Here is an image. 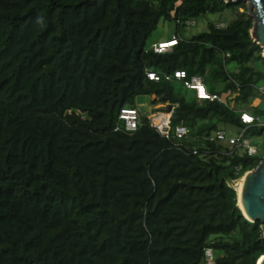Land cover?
I'll use <instances>...</instances> for the list:
<instances>
[{
    "label": "trees",
    "instance_id": "obj_1",
    "mask_svg": "<svg viewBox=\"0 0 264 264\" xmlns=\"http://www.w3.org/2000/svg\"><path fill=\"white\" fill-rule=\"evenodd\" d=\"M249 10L0 0V264H207L208 248L214 264H258L263 224L245 218L233 188L264 159V57ZM203 18L207 30L182 35ZM160 23L176 25L165 53L148 45ZM179 70L217 99L167 79ZM140 97L171 107L169 138ZM123 109L142 116L133 133ZM178 126L189 135L176 138ZM230 129L256 153L214 138Z\"/></svg>",
    "mask_w": 264,
    "mask_h": 264
},
{
    "label": "built area",
    "instance_id": "obj_2",
    "mask_svg": "<svg viewBox=\"0 0 264 264\" xmlns=\"http://www.w3.org/2000/svg\"><path fill=\"white\" fill-rule=\"evenodd\" d=\"M176 39L173 38V41L166 43V42H159L152 45V49L156 53H165L169 52L174 43H176ZM148 78L152 81L158 82L160 80V76L149 72L147 74ZM177 79L185 81V85L189 90H194L196 92V96L198 100H209L213 101L217 99L216 95L210 94L206 86L204 84L203 79L200 76H192L188 79V75L185 71L179 70L174 73V77H170L167 79ZM173 111L171 107L167 105L164 108L157 112L151 113V115H145L150 120V125L153 129H155L159 134L163 135L166 138L171 136V118H172ZM121 121L124 122V130L130 133L135 132L138 129V126L141 123V114L133 109H123L119 115ZM242 122L245 124H251L253 122V118L248 114H243ZM116 130H119L117 128ZM189 135V129L185 126H178L174 131V136L178 139L187 137ZM214 138L218 140L227 142L229 145L236 146L238 148L248 149L249 155H253L256 153V147L252 146L248 140L243 137V134H240L237 137H231L226 135L223 132H217L214 135ZM205 259L207 264H214V253L211 248L205 250Z\"/></svg>",
    "mask_w": 264,
    "mask_h": 264
},
{
    "label": "water",
    "instance_id": "obj_3",
    "mask_svg": "<svg viewBox=\"0 0 264 264\" xmlns=\"http://www.w3.org/2000/svg\"><path fill=\"white\" fill-rule=\"evenodd\" d=\"M223 1L226 4L238 3L239 1L248 4L249 15L254 19L251 37L263 49L264 55V0ZM244 176L245 186L241 197L245 212L240 208L239 202L237 205L248 221L263 224L262 231L264 234V159L255 170L247 172ZM258 264H264V256Z\"/></svg>",
    "mask_w": 264,
    "mask_h": 264
},
{
    "label": "rangeland",
    "instance_id": "obj_4",
    "mask_svg": "<svg viewBox=\"0 0 264 264\" xmlns=\"http://www.w3.org/2000/svg\"><path fill=\"white\" fill-rule=\"evenodd\" d=\"M207 20L208 19H206V18L200 19V20L196 21L195 25L188 26L184 30L182 29V35L185 38H190L194 35H197L201 32H204L205 30H207ZM175 35H176V25L174 23H160L157 30L153 33V35L149 39L148 45L152 46L154 43H156L158 41L171 39ZM258 103H259V100H257L255 102V104H258ZM136 108L138 110H141L142 112H144L148 116V115H151V113H157V112L161 111V109H163L164 107L163 106L152 107V105H150V99L148 97H140L139 100H137V107ZM228 132L232 136L238 135V130H236V129H230ZM256 144H258V143H256ZM239 181H237L233 184L234 189H235L234 185H236ZM236 191H237V188H236Z\"/></svg>",
    "mask_w": 264,
    "mask_h": 264
},
{
    "label": "bare ground",
    "instance_id": "obj_5",
    "mask_svg": "<svg viewBox=\"0 0 264 264\" xmlns=\"http://www.w3.org/2000/svg\"><path fill=\"white\" fill-rule=\"evenodd\" d=\"M244 186H245V176L236 185H234L235 191L237 188V198H238L239 206L243 212L245 211H244L241 195L243 193Z\"/></svg>",
    "mask_w": 264,
    "mask_h": 264
},
{
    "label": "clouds",
    "instance_id": "obj_6",
    "mask_svg": "<svg viewBox=\"0 0 264 264\" xmlns=\"http://www.w3.org/2000/svg\"><path fill=\"white\" fill-rule=\"evenodd\" d=\"M171 41H173V39L172 40H169V41H166V43H169V42H171ZM176 41H177V39H176ZM156 43H159V42H156ZM156 43H154V44H156ZM177 44V42L176 43H174V44H172L173 45V47L175 46ZM172 47V48H173ZM151 49H152V46L150 47ZM153 50V49H152ZM208 91V90H207ZM196 93V92H195ZM161 106V105H160ZM152 107H154V106H152ZM164 107V106H163ZM133 110H136V111H138L137 109H133ZM162 110V109H161ZM139 112V111H138ZM144 115H146L145 113H144Z\"/></svg>",
    "mask_w": 264,
    "mask_h": 264
}]
</instances>
